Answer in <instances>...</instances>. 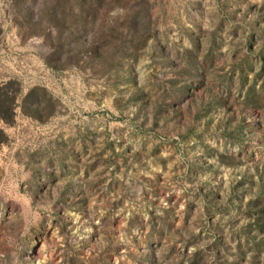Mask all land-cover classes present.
I'll return each mask as SVG.
<instances>
[{"label":"rangeland","instance_id":"rangeland-1","mask_svg":"<svg viewBox=\"0 0 264 264\" xmlns=\"http://www.w3.org/2000/svg\"><path fill=\"white\" fill-rule=\"evenodd\" d=\"M0 264H264V0H0Z\"/></svg>","mask_w":264,"mask_h":264},{"label":"trees","instance_id":"trees-1","mask_svg":"<svg viewBox=\"0 0 264 264\" xmlns=\"http://www.w3.org/2000/svg\"><path fill=\"white\" fill-rule=\"evenodd\" d=\"M1 132V131H0Z\"/></svg>","mask_w":264,"mask_h":264}]
</instances>
